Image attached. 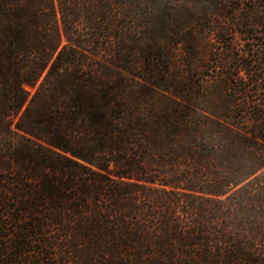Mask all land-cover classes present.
I'll list each match as a JSON object with an SVG mask.
<instances>
[{
    "label": "trees",
    "instance_id": "trees-1",
    "mask_svg": "<svg viewBox=\"0 0 264 264\" xmlns=\"http://www.w3.org/2000/svg\"><path fill=\"white\" fill-rule=\"evenodd\" d=\"M0 264H264V0H0Z\"/></svg>",
    "mask_w": 264,
    "mask_h": 264
},
{
    "label": "rangeland",
    "instance_id": "rangeland-1",
    "mask_svg": "<svg viewBox=\"0 0 264 264\" xmlns=\"http://www.w3.org/2000/svg\"><path fill=\"white\" fill-rule=\"evenodd\" d=\"M218 1H220V0H218ZM221 2H223V0H221ZM201 6H200V8L197 7V6H195L194 7V10L197 13L199 12V14L201 12L204 14L206 12V10H208L209 12L211 11L212 13H211V16L208 15L209 16L208 17L209 18L208 20H210L211 22L217 21V22H220V23L222 22L223 23L222 17L219 15V13L221 11V9H219L220 8L219 5L216 8V6L214 7L213 4H209V1H208V2H205V4H203L202 7ZM251 6H254L255 7L256 6V3H253L252 4L251 2L245 1L244 2V5L242 6L243 7L242 10L246 11ZM227 23H228V27H232V28L234 27L235 28V25L237 24V20L233 19V20L227 21ZM233 38H234V41H235V43H236V45L238 47H241V45H243V44L249 43L248 41L244 40L243 37H240L238 34L233 35Z\"/></svg>",
    "mask_w": 264,
    "mask_h": 264
}]
</instances>
